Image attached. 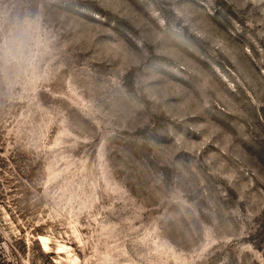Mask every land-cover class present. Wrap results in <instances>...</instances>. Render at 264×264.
I'll list each match as a JSON object with an SVG mask.
<instances>
[{
  "label": "rangeland",
  "instance_id": "1",
  "mask_svg": "<svg viewBox=\"0 0 264 264\" xmlns=\"http://www.w3.org/2000/svg\"><path fill=\"white\" fill-rule=\"evenodd\" d=\"M0 264H264V0H0Z\"/></svg>",
  "mask_w": 264,
  "mask_h": 264
},
{
  "label": "clouds",
  "instance_id": "2",
  "mask_svg": "<svg viewBox=\"0 0 264 264\" xmlns=\"http://www.w3.org/2000/svg\"><path fill=\"white\" fill-rule=\"evenodd\" d=\"M21 36H23V33H21Z\"/></svg>",
  "mask_w": 264,
  "mask_h": 264
}]
</instances>
